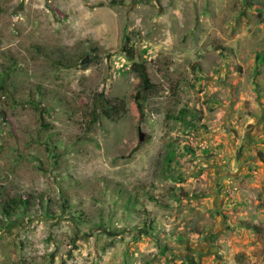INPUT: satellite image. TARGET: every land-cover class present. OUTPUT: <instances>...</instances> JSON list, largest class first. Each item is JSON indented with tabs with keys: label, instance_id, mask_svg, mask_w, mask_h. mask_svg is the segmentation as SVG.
<instances>
[{
	"label": "rangeland",
	"instance_id": "obj_1",
	"mask_svg": "<svg viewBox=\"0 0 264 264\" xmlns=\"http://www.w3.org/2000/svg\"><path fill=\"white\" fill-rule=\"evenodd\" d=\"M0 264H264V0H0Z\"/></svg>",
	"mask_w": 264,
	"mask_h": 264
},
{
	"label": "trees",
	"instance_id": "obj_2",
	"mask_svg": "<svg viewBox=\"0 0 264 264\" xmlns=\"http://www.w3.org/2000/svg\"><path fill=\"white\" fill-rule=\"evenodd\" d=\"M138 75H139V77H140L142 80H144L145 82H148V81H147V79H148V75H147L146 72H144V71H140V73H139ZM18 201H19V202H18ZM18 201H16V200H13V201H12V204H13V206L16 207V209L19 208L20 205L25 207V205L28 203V201H27L26 199H23V200H22V199H21V200L18 199ZM5 210H8V211L5 212L4 215H5V216H9V215L11 214V213H10V212H11V206H8V208L5 209ZM243 227L246 228V229H248V230H250V231H253V232H257V231H258L257 227L254 226V225L244 224Z\"/></svg>",
	"mask_w": 264,
	"mask_h": 264
},
{
	"label": "water",
	"instance_id": "obj_3",
	"mask_svg": "<svg viewBox=\"0 0 264 264\" xmlns=\"http://www.w3.org/2000/svg\"><path fill=\"white\" fill-rule=\"evenodd\" d=\"M137 132H138V140H139V142H143L144 135L142 134L140 127H138Z\"/></svg>",
	"mask_w": 264,
	"mask_h": 264
}]
</instances>
